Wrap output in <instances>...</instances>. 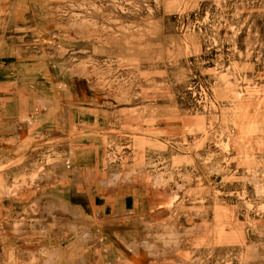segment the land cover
I'll list each match as a JSON object with an SVG mask.
<instances>
[{
  "label": "rangeland",
  "instance_id": "rangeland-1",
  "mask_svg": "<svg viewBox=\"0 0 264 264\" xmlns=\"http://www.w3.org/2000/svg\"><path fill=\"white\" fill-rule=\"evenodd\" d=\"M83 263L264 264V0H0V264Z\"/></svg>",
  "mask_w": 264,
  "mask_h": 264
},
{
  "label": "crops",
  "instance_id": "crops-1",
  "mask_svg": "<svg viewBox=\"0 0 264 264\" xmlns=\"http://www.w3.org/2000/svg\"><path fill=\"white\" fill-rule=\"evenodd\" d=\"M5 86H9V85L6 84ZM97 244H98V243H97ZM83 264H84V263H83Z\"/></svg>",
  "mask_w": 264,
  "mask_h": 264
}]
</instances>
